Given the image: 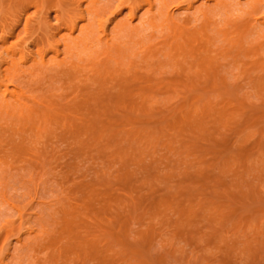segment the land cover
<instances>
[{
  "label": "rangeland",
  "instance_id": "rangeland-1",
  "mask_svg": "<svg viewBox=\"0 0 264 264\" xmlns=\"http://www.w3.org/2000/svg\"><path fill=\"white\" fill-rule=\"evenodd\" d=\"M57 1L0 0V264H264V0Z\"/></svg>",
  "mask_w": 264,
  "mask_h": 264
},
{
  "label": "bare ground",
  "instance_id": "bare-ground-1",
  "mask_svg": "<svg viewBox=\"0 0 264 264\" xmlns=\"http://www.w3.org/2000/svg\"><path fill=\"white\" fill-rule=\"evenodd\" d=\"M36 1H37V0H36ZM40 1H41V0H40ZM53 1H54V2H55V1L58 2L57 0H53ZM60 1H61V0H60ZM60 1H59V3H60ZM64 1H66V0H64ZM64 1L62 0L63 3H64ZM70 1H73V2H74L73 4H75V7H76V5H77V7H78V10H77V11H79V8H81V7H80V6H81V3H82V2H85V0H69V2H70ZM143 1H145V3L151 8V10L154 9V7H155V3H154L155 0H143ZM216 1H217V0H216ZM54 2H53V3H54ZM69 2H68V3H69ZM59 3H56V4H59ZM66 3H67V2H66ZM64 5H65V4H64ZM71 5H72V4H71ZM37 6H40V5H37ZM54 6H56V5L54 4ZM58 6H59V8H60V5H58ZM58 6H57V7H58ZM188 8H189V9H192L193 7H192V5H188ZM62 10H63V9H62ZM83 11H84V10H83ZM83 11H82V12H83ZM79 13H80V12H79ZM81 15H82V14H81ZM83 16H84V17H83ZM83 16H82V17L80 16L82 19H81V18H77V19H79V20L85 22V19H86V18H85V12H84V15H83ZM131 17H132V18H135V11L132 12ZM77 19H76V20H77ZM76 20H75L76 23H75L74 21H72V23H73V22H74V23H73V24L71 25V27H70V33H71V34H73V32L75 33L76 31L79 32V34L82 33V28H81V26H78V24H77V21L79 22V20H77V21H76ZM168 20L172 23V26H175V25H174V21H173V19H172L171 16L168 17ZM79 24H80V22H79ZM101 24H102L101 26H102L103 32H105V31H104V28H105V27H103L104 24H103V23H101ZM262 24H264V20L262 21ZM25 26H26V25H25ZM104 26H105V25H104ZM110 33L112 34L111 31H110ZM111 34H109V35H111ZM104 35H105V38H107V39H106V42H107L106 45H107L110 41H112V36H109V35H107L106 33H105ZM106 35L110 37V40H109V37H107ZM79 40H80V39H77V41H75L74 44H75V45L78 44V43H79ZM58 42H60V40H59ZM58 42H57V43H58ZM57 43H55V44L57 45ZM58 44H59V43H58ZM109 44H110V43H109ZM108 46H109V45H108ZM55 47H56V46H55ZM117 50H119V49H116V50H115L116 53H119V52L121 53L120 50H119L118 52H117ZM34 60H35V57H34ZM43 62H44V61H43ZM5 63H6V62H5ZM7 65H8V63H7ZM7 65H6V66H7ZM6 68H9V65H8ZM0 75H1L2 77L4 76V70H1V71H0ZM6 89H7V88H5V90L2 92V93H4V94H6L5 97H6L7 99H8V97H11L12 101H15V100H16L17 103L20 101V98H22L21 96H23V94H24V92H23V90H22V92L19 91L18 94L13 92V93H12V96H7L8 93H7ZM19 90H20V89H19ZM8 92H9V91H8ZM22 93H23V94H22ZM6 98H5V99H6ZM11 99H9V100H11ZM22 99H23V98H22Z\"/></svg>",
  "mask_w": 264,
  "mask_h": 264
}]
</instances>
